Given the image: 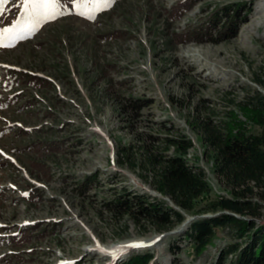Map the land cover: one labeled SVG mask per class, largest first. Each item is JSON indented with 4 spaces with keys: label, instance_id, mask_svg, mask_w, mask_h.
Returning <instances> with one entry per match:
<instances>
[{
    "label": "rangeland",
    "instance_id": "1",
    "mask_svg": "<svg viewBox=\"0 0 264 264\" xmlns=\"http://www.w3.org/2000/svg\"><path fill=\"white\" fill-rule=\"evenodd\" d=\"M182 1L113 0L92 20L59 17L15 47L0 48V146L20 165L0 153V264H121L143 254L151 255L148 264H214L220 250L247 240L218 228L198 255L184 235L193 221L220 211L184 212L182 223L159 230L107 210L124 192L172 207L145 169L118 163L119 147L154 144L164 151L165 137H189L193 145L184 157L204 170L211 188L197 201L205 208L217 195L232 194L216 175L213 151L190 127L191 116L221 123L235 122L234 116L246 132L261 129L240 102L255 90L264 94V0H188L174 13ZM14 3L19 0L5 5L0 27L19 15ZM61 3L71 6V0ZM224 7L236 13L233 36H224L222 23L211 33L214 40L180 36ZM252 200L259 202V216L243 218L263 224L264 202ZM136 241L147 246L114 263L96 249ZM233 258L228 254L226 264Z\"/></svg>",
    "mask_w": 264,
    "mask_h": 264
},
{
    "label": "trees",
    "instance_id": "2",
    "mask_svg": "<svg viewBox=\"0 0 264 264\" xmlns=\"http://www.w3.org/2000/svg\"><path fill=\"white\" fill-rule=\"evenodd\" d=\"M190 4L184 0L172 10L181 14ZM219 23L227 32L224 36L235 34L238 21L233 7H224L222 12L213 13L210 20L201 22L194 31L188 29L186 33L181 32L180 36L197 41L210 40L213 30L218 33ZM254 81L261 82L259 79ZM240 103L246 118L261 127L258 133L246 132L241 127V121L235 120L234 116L235 122L231 121L232 124L214 122L209 116L200 117L198 113L188 121L208 149L213 151L216 175L228 187L231 196L217 195L208 207L197 208L198 199L208 194L211 188L204 170L189 165L184 157L193 145L191 139L181 132H175L164 138V151L154 144L135 148L133 143H129L119 147L117 155L119 164L132 169H145L152 188L169 197L179 209L155 197L124 192L107 203L111 216L122 218L127 215L139 225L168 230L185 220L183 212L199 214L203 210L220 211L217 215L193 221L186 231L184 237L194 242L196 253L201 255L208 245L213 244L217 229L227 226L235 232L236 237L247 240L242 244L233 242L220 250L214 264H226L228 254L234 255L231 264H264V223L258 225L253 220L243 218L259 216V202L253 201V198L264 202V94L255 90L253 95ZM169 148L176 153L166 154ZM137 150L141 152L137 153ZM150 257V254L135 255L121 264H148Z\"/></svg>",
    "mask_w": 264,
    "mask_h": 264
},
{
    "label": "snow or ice",
    "instance_id": "3",
    "mask_svg": "<svg viewBox=\"0 0 264 264\" xmlns=\"http://www.w3.org/2000/svg\"><path fill=\"white\" fill-rule=\"evenodd\" d=\"M12 0H0V18L5 12V5L11 3ZM113 0H71V6L64 5L61 0H19L18 4H13L19 9V15L10 25L0 27V48H12L19 42L29 38L39 28L59 17L69 14H76L85 17L89 20L95 18L97 11L106 9ZM27 195V193H24ZM160 237L153 240L155 244ZM143 242L125 246L124 248L116 249L111 255L115 259L117 253H122L126 248L146 247ZM67 264V262H62Z\"/></svg>",
    "mask_w": 264,
    "mask_h": 264
},
{
    "label": "bare ground",
    "instance_id": "4",
    "mask_svg": "<svg viewBox=\"0 0 264 264\" xmlns=\"http://www.w3.org/2000/svg\"><path fill=\"white\" fill-rule=\"evenodd\" d=\"M259 9L262 11V10H264V1H262L261 2V4H260V6H259ZM256 20L258 19V22H260V23H262L263 22V20H262V18L260 17H257V18H255ZM257 25V24H256ZM1 150H3V151H5L6 152V154L9 156V157H13V159L17 162V160H16V158H15V156L14 155H12L11 153H9L8 151H6V150H4V149H1ZM7 162H9L8 160H6ZM17 164H18V162H17ZM178 232V231H177ZM151 241V240H150ZM139 243V242H143V243H147V242H145V241H136V242H132V243H130V244H119V245H115L116 247H114V246H110L109 248H107V249H102V248H98V247H96V249H98V252H101V253H104V254H107L108 256L109 255H111V253H113L116 249H119V248H124L125 246H128V245H133V244H136V243ZM96 243H98V241L96 242ZM95 247V246H94ZM132 249H136V248H131V247H128V248H126V250L125 251H123L122 253H117V257L114 259V258H112L111 259V261L109 262V263H114L115 262V260H117V258L119 257V255H125L126 253H128L130 250H132ZM100 255V254H99ZM103 255V254H102ZM111 258V257H110Z\"/></svg>",
    "mask_w": 264,
    "mask_h": 264
},
{
    "label": "water",
    "instance_id": "5",
    "mask_svg": "<svg viewBox=\"0 0 264 264\" xmlns=\"http://www.w3.org/2000/svg\"><path fill=\"white\" fill-rule=\"evenodd\" d=\"M168 199L170 200V198L168 197ZM171 201V200H170ZM171 205L172 207H174L175 209H179L172 201H171ZM184 214V212H183ZM186 215V214H184ZM211 216H214V215H209V214H205V215H202V217H211ZM195 217H189L188 221H191V220H194Z\"/></svg>",
    "mask_w": 264,
    "mask_h": 264
}]
</instances>
